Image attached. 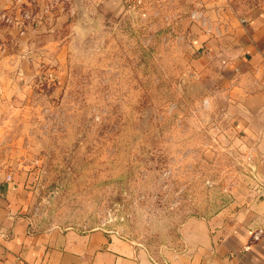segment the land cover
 <instances>
[{
    "label": "rangeland",
    "instance_id": "rangeland-1",
    "mask_svg": "<svg viewBox=\"0 0 264 264\" xmlns=\"http://www.w3.org/2000/svg\"><path fill=\"white\" fill-rule=\"evenodd\" d=\"M63 1L82 28L63 64L43 69L54 80L0 109L22 152L7 165L28 173L38 229L104 230L165 264L186 218L260 197L253 145L228 115L221 81L196 62L195 0L128 1L117 13Z\"/></svg>",
    "mask_w": 264,
    "mask_h": 264
},
{
    "label": "crops",
    "instance_id": "crops-1",
    "mask_svg": "<svg viewBox=\"0 0 264 264\" xmlns=\"http://www.w3.org/2000/svg\"><path fill=\"white\" fill-rule=\"evenodd\" d=\"M94 1L117 13L135 0ZM45 2L0 0L1 110L45 77L43 69L63 64V55L78 39L82 19L65 1L40 24H28L23 34L4 19L41 12ZM195 4L189 35L196 62L206 64L209 77L221 81L218 93L225 98L226 111L253 145L261 194L210 216L186 218L180 248L163 259L165 264H264V0ZM6 123L0 117V264H162L147 249L104 230L38 229L29 214L28 173L7 165L22 152L4 136Z\"/></svg>",
    "mask_w": 264,
    "mask_h": 264
},
{
    "label": "built area",
    "instance_id": "built-area-1",
    "mask_svg": "<svg viewBox=\"0 0 264 264\" xmlns=\"http://www.w3.org/2000/svg\"><path fill=\"white\" fill-rule=\"evenodd\" d=\"M36 2V0H34ZM63 2V0H46L41 8V12L27 11L18 18L4 17V19L10 24L15 25L19 28L20 32L23 34L28 24H40L41 21L46 17L53 14V12L58 8V6ZM2 46L0 45V49ZM52 81L55 79V75L52 72L46 73L42 80ZM259 237V233L255 234V238Z\"/></svg>",
    "mask_w": 264,
    "mask_h": 264
},
{
    "label": "water",
    "instance_id": "water-1",
    "mask_svg": "<svg viewBox=\"0 0 264 264\" xmlns=\"http://www.w3.org/2000/svg\"><path fill=\"white\" fill-rule=\"evenodd\" d=\"M79 17H80V15H79Z\"/></svg>",
    "mask_w": 264,
    "mask_h": 264
}]
</instances>
